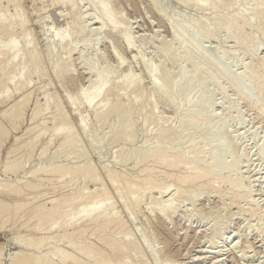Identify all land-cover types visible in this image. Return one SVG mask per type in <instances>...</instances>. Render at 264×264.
<instances>
[{"label": "rangeland", "instance_id": "1", "mask_svg": "<svg viewBox=\"0 0 264 264\" xmlns=\"http://www.w3.org/2000/svg\"><path fill=\"white\" fill-rule=\"evenodd\" d=\"M44 1L1 0L0 2V14L2 15H0V66H2L0 68V81L4 77L8 78L15 75L18 81L17 74L24 77V73L29 71L28 76H25L28 77V80H24V77L22 78L23 81L16 82V84H11L8 81L0 83V129L3 131L0 135V188L9 191L8 187H16V185L18 187L20 185L25 192L20 190V186L18 187L19 193L22 192V194L12 193L8 196L0 191V202L6 201L11 206L17 205V203L27 205L26 203L30 202L26 208L22 207L23 213L21 208L19 210L12 209L8 212V215L6 214L5 217L0 218V264H18L19 262H16V260L18 261L19 257L21 260L23 254L36 258L51 250L55 245L60 249L63 248L61 250L66 253L65 258H58L50 253V256L39 264H104V261L106 263L113 262L121 258L125 260L122 262L123 264H168L173 261H177L178 264H217L220 259L223 261L221 260V263L218 264H264V150L261 155L258 151V147L263 146L262 149H264V115H258L254 107L242 101L235 88L227 83L220 74L213 71L212 62L208 61L209 63L206 64L204 62L201 65L197 60L199 65L196 62L194 63L196 61L194 59L196 57L198 59V53L209 54L208 57L212 55L211 59L212 57L218 59L225 56L223 64L246 80L250 75L245 74L244 66L251 61L248 50L253 48L254 44L244 38H246V35L249 36L250 33L255 34L258 32L257 30L261 29L264 20L259 18L255 19L252 25H243L242 30L245 28V32L244 30L242 32L246 34H242L241 38L244 40V44H242L240 37L237 38L241 40H236V38L228 37L226 33L233 31L236 22L238 24L243 22L241 17L237 16L240 10H244L246 14L251 16L255 11L254 9L259 7L261 3L264 5V0H199L203 6L205 5L203 8H200L201 6L199 7L194 0H111L112 6L110 5V8L116 9V18L118 22L120 21L118 25L116 20V25L123 32L126 33L127 31V35L130 34L129 38L132 40L131 43L133 42L131 45L126 43L125 33L123 34L119 29L117 33L101 31L100 29L99 31L98 28L96 30V27H100L101 24L90 21L89 13H93L94 10L89 4V0H63L62 3L58 0ZM248 10L253 12L249 13ZM81 12L84 13V19L82 17L79 22L74 23L76 25L67 29L68 22ZM87 14L88 16H86ZM222 14L228 16L232 14L234 16L233 20L237 18L236 22L230 20L233 24L229 22V26H222L223 19L220 20ZM15 16H18L19 21L12 20L13 18L16 20ZM191 18H197V24L195 22L194 24L189 23ZM82 20H84V24L87 22L88 27L85 30L80 28ZM172 23H176L182 29L184 39L181 38V42L174 39V32L171 29ZM11 25L14 26H12V29L10 28ZM209 25L212 26L213 34L204 37L200 41L201 44L199 45L202 46L198 45L195 48L197 51L189 48V50H184V47L181 46L182 41L189 39L188 36L193 33L192 31L195 30V32L201 33L199 30L205 31ZM61 27L66 28V34L69 32L67 36L72 41L70 43L77 46L74 53L70 55L66 54L70 47L66 44L65 46L62 44V46H57V42L53 38V35L56 37V32ZM25 33L28 35L26 36ZM12 38H19L21 41V50L19 49L15 53L16 55H13L15 56V62L12 60L13 51H8L7 54L5 48L1 49V44L9 42ZM70 43L67 44L70 45ZM260 43L262 44H260L254 58L264 59V36L261 37ZM32 47L34 50L31 49ZM167 47L172 48L170 53H165L164 50ZM200 50L206 51V53L199 52ZM32 54L37 55L35 57L37 60L33 64L31 62ZM16 56L18 59H16ZM88 58L96 60L95 65L96 67L98 65L97 68L103 70L104 67L103 71L106 70L104 75L110 76L114 82L116 80L117 85L115 88L120 91L118 92L114 85H110L109 91H107L109 95L105 94L107 96L105 98L107 101L109 100L106 104V107L107 105L108 107H105V110H109V105L117 100H120L122 105L116 112L103 111L107 114L104 117L103 114L99 115L101 118L94 111L80 105L78 103L79 97L77 98V105L74 104L76 102L75 98L80 95L77 94L78 90L84 91L85 89L86 91L90 89L91 81L96 78L94 73L87 69V66L81 64L83 59ZM6 60L9 61V64L14 63L15 65L11 64L12 67L10 65L11 68H8L9 65ZM144 63L158 68H156L153 76L147 73ZM4 65L7 67L5 68ZM65 67L67 69L70 67L68 73L64 72ZM3 68L9 70V74ZM199 68L200 70H198ZM57 69H59L58 72ZM127 73H129L130 78H132L131 75L134 74L133 77L136 75V79L132 78L130 82L128 81L122 85L121 78ZM208 75H211L210 79H207ZM137 80L139 87L135 86ZM24 81L30 83L25 86ZM152 82H157V86L166 85L171 89L175 85L172 91L174 93H171L173 97L170 95L174 102L170 101L171 98L164 97ZM127 83H131V85H127ZM132 83L135 85H132ZM187 84L191 85L189 91L185 92L186 94L181 93L182 87L184 88ZM120 85L122 86L120 87ZM140 87L141 89H139ZM138 89L139 91H137ZM4 91H8L5 93L6 95L3 93ZM7 93L11 95L8 97ZM46 93L49 100L45 98ZM252 93L255 98L261 97L255 88L252 89ZM69 95L74 98L72 99L73 104L71 103L72 97L68 98ZM114 95L117 96L116 101H114ZM139 96H141L142 101L138 98ZM162 97L165 99H162ZM206 97H210L208 113L217 116L218 120L215 119L214 123L208 128L198 129L194 123L184 118V108L193 106L192 104L198 105V102L201 103ZM21 99L26 102L23 100L24 103ZM15 103L18 104L19 109L15 108ZM45 105L47 109L43 107ZM11 107L14 108L12 114L5 118L4 115ZM35 111L39 112L38 117L33 116ZM35 114L37 115V113ZM81 116L86 117L83 129L79 125ZM63 126L65 127L64 130L67 129V131L65 130L67 132L65 136L67 145L66 143L61 145L63 144L64 134L58 132V129ZM129 127L132 133L127 130ZM182 130H185L186 133L179 136V132ZM208 130L215 131L208 138V147L218 144L221 134L224 132L227 139V150L223 153V158H226L227 162L235 159L239 160L238 165L230 169L229 174L233 178L243 180L242 188L247 192L245 197H239L235 201L232 195L229 194V183H220L219 180L215 182L216 178H213L215 183H211L212 187H209L210 185L208 187L200 186L190 181L181 184L177 179L164 175L173 171L172 168L165 165H157L156 168H158L153 173H155L154 177H157H155L156 182H161V185L164 183L163 187L167 186L165 188L167 191L163 189L164 191L161 192L156 187L152 190L154 182L144 185L139 194L136 191L131 192V190H136V184L144 181L140 178L139 170L141 171L140 168L145 166V162L138 165L135 162L136 156L143 147L159 143L161 146L162 144L163 146H170L171 144V146L184 147L183 145L190 141L201 146L199 143H203V138ZM127 131L130 132L129 134L132 137L128 136ZM68 133L74 136L72 142L69 140L73 137ZM97 149L99 150L97 151ZM44 151H47L46 154ZM80 151H83L82 154L85 153L83 154L85 156H82L79 153ZM131 152L132 155L129 154ZM126 154L130 156H126ZM17 160L19 164L15 162ZM186 160L189 163L188 158ZM205 160L206 156L203 155L199 162L202 163ZM179 164L180 166L175 167L174 171L179 172L181 166L187 165V162ZM80 165H83V167ZM84 166L90 169L86 168V173L83 174ZM44 167L50 168L51 171H48V173L46 171L48 168L45 170ZM106 167L107 169H105ZM40 168L44 169L40 170ZM79 168L83 169L80 170ZM58 169H67V172L62 173ZM163 169L167 170L166 173ZM87 170L92 171L88 172ZM108 171H111V174H107ZM60 173L63 175L59 176ZM87 173H89V177H87ZM114 177H117V184L122 188L124 196L116 191ZM138 177L141 180H138ZM29 182L34 186L30 185V187L32 186L30 189L25 188L23 185L25 184L27 187ZM35 186H38V188L33 189ZM95 186L98 189L97 191L100 192L95 197L97 200L109 196L110 202H108L115 203L116 212L122 215L121 224L118 226H115L116 224L111 225L105 232L101 230L97 232L96 230L95 234L92 232L94 229H87L83 234L80 232L81 235L79 232L73 234V226H70L68 227V230L70 229L69 233L74 236L71 237L70 234H67L65 235L67 238L58 241L62 237V230L59 231L58 228L47 230L46 228L56 221L65 219L70 213L76 211L82 202L90 201L91 197L81 198L80 193L81 191L90 193V191L96 189ZM76 190L80 193L77 194L78 196L76 195L72 202L68 201V203H71V207L60 214L54 213V215L52 213V216L50 213L48 217L51 216L46 217V221H41L39 226L36 224V206L44 205L51 208L53 204H56V206L57 204L63 205ZM126 196L133 197L138 203L133 207L130 205L128 207L123 201L126 200ZM171 200L174 203L173 206L177 209L173 208L176 213L167 209L168 212H160L159 215L157 210L162 208V205L163 207L165 204L169 206L171 203L170 208L173 207ZM154 202L157 203L154 204ZM128 203L131 204V201H128ZM156 205L157 208L158 205H161V207L157 209ZM252 209L256 210L255 215H253ZM129 210L131 211L129 212ZM57 233L59 235L58 239L54 238L55 234V237L58 236ZM77 234L79 235L77 236ZM43 235H47V237L53 235L51 237L54 239L50 238V244L46 246H33V240ZM110 235L114 237L109 238ZM236 235L240 240L238 248L236 247L234 251H231V254L222 255L220 250L224 248L223 246H227L226 244L232 246L231 241ZM99 237L100 239L103 237L107 239V243L101 241ZM84 239H89L87 242L92 244L91 251L93 253L90 252V254L85 255L76 250V247ZM111 239L117 241V246L112 249L108 244ZM90 241L92 242L90 243ZM130 241H135V243L137 241L136 246L140 252L139 254L136 255V253H132L135 251L125 250L128 244L131 243ZM122 249L125 251H121ZM102 255L106 258H103ZM73 256L74 259H72ZM76 258L79 260H76ZM132 258H134V261H132ZM218 259L219 261H217Z\"/></svg>", "mask_w": 264, "mask_h": 264}, {"label": "bare ground", "instance_id": "2", "mask_svg": "<svg viewBox=\"0 0 264 264\" xmlns=\"http://www.w3.org/2000/svg\"><path fill=\"white\" fill-rule=\"evenodd\" d=\"M6 1V0H5ZM8 1V0H7ZM44 1V0H43ZM51 1V0H50ZM55 1V0H54ZM58 1H61V3H62V1L63 0H58ZM192 1V0H191ZM194 1H196L195 3H197L198 5H199V7L200 8H203L204 6H203V4L201 3V1L199 2V0H194ZM0 2H1V0H0ZM45 2V1H44ZM34 3L36 4V2L34 1ZM54 4V3H53ZM89 4L93 7V10H94V12L93 13H89V15H90V17H89V19H91L90 21L92 22V21H94V22H97V23H100L101 24V26L100 27H96V30H97V28H98V30L100 29L101 31H109V32H111V33H117L118 32V29H119V27H118V25L120 24L119 22H118V20H117V16H116V9H114V8H110V5L112 6V3H111V0H89ZM196 4V5H197ZM2 5V4H1ZM17 6V5H16ZM258 6V5H257ZM262 6H264V5H262V3H261V5L259 6V7H257L256 9H254L255 11H254V13H252L251 11H249V13L251 12L252 13V15L251 16H249L248 14H246L245 13V11L243 12V11H239L238 9V17L240 16L241 17V21H243L241 24H238L237 22H236V19L237 18H235L234 20H233V15L232 14H230V16H228L227 14L226 15H221L222 16V18H220V20L221 19H223L222 20V26H226V25H228L229 26V24L230 23H232L233 21H235L236 22V26L234 25V29H233V31H231V32H228V33H226L227 35H228V37H230V38H236V40L238 39L237 37H240L241 38V36H242V34H246V33H244L245 32V28L243 29L244 30V32H242L243 30H242V28L245 26V25H252L254 22V20L256 19H262V20H264V7H262ZM4 7V6H3ZM1 8V7H0ZM246 9V8H245ZM72 10V9H71ZM0 11H1V9H0ZM92 11V10H91ZM59 13V12H58ZM234 13V12H233ZM236 13V12H235ZM19 14V13H18ZM83 12H81V13H79V14H77L76 16H74V18H72V20L71 21H69L68 22V27H66L67 29L69 28L70 29V26H73V25H76V24H74V23H77V22H79V20H81L82 19V17H83V19H84V16H83ZM225 14V13H224ZM245 14H246V16L248 15V17H246L245 16ZM1 15V14H0ZM188 15V14H187ZM2 16V15H1ZM0 16V17H1ZM86 16H88V14L86 15ZM118 16H120V15H118ZM236 16V15H235ZM5 17V16H4ZM16 17V16H15ZM66 17V16H65ZM220 17V16H219ZM230 17H232V18H230ZM20 18V17H19ZM119 18V17H118ZM21 19V18H20ZM0 20H1V18H0ZM4 20H5V18H4ZM12 20H14V21H19L18 20V16L16 17V20L13 18ZM116 20H117V24L118 25H116ZM169 20H170V22H172L171 21V19L169 18ZM186 20H187V18H186ZM197 18H191L189 21V23H193L194 24V22L196 23L197 21ZM230 20H232V22H230ZM83 22H81L82 23V25H80V28H81V30H85L88 26H87V22H85V24H84V20H82ZM238 21L240 22V19L238 18ZM230 22V23H229ZM263 22V21H262ZM16 23H18V22H16ZM80 23V24H81ZM200 23V22H199ZM221 23V22H220ZM229 23V24H228ZM13 25H14V23H12ZM19 24V23H18ZM89 24V23H88ZM92 24V23H91ZM95 24V23H94ZM122 24V23H121ZM193 24H192V26H193ZM197 24V23H196ZM209 24V23H208ZM207 24V25H208ZM233 24V23H232ZM238 24V25H237ZM13 25H11V29L15 26H13ZM17 25V24H16ZM64 25V24H63ZM171 25V24H170ZM213 25V24H212ZM244 25V26H243ZM13 26V27H12ZM123 26V25H122ZM221 26V25H220ZM219 26V27H220ZM233 26V25H232ZM19 27V26H18ZM23 27V26H22ZM206 27V26H205ZM211 25H209V26H207V28L205 29V31L204 30H199V32H201V33H197V32H195V30H194V28H193V30L194 31H192L193 33L190 35L189 34V39H185V40H183L182 41V45H181V43H180V45L181 46H183L184 47V50L185 49H190V50H192V49H194L195 51H197L195 48H197V46L199 45V44H201V42L200 41H202V39L204 38V37H206V36H208V35H212L213 34V29H211ZM227 27V26H226ZM225 27V28H226ZM66 28H64V27H61V29L58 31V32H56L57 34H56V37H55V35H53V38H55V40H56V42H57V46H62V45H64L65 46V44L68 46V47H70V48H68V50H67V55L69 54H72V53H74V51L76 50V44L74 45V43H70V41L71 40H69L68 39V36H67V34L69 33H67L66 34ZM196 28V27H195ZM214 28V27H213ZM221 28V27H220ZM253 28V27H252ZM9 29V28H8ZM125 29V28H124ZM171 29L173 30V35H174V39L176 40L177 39V41L178 40H180L181 38H183L184 39V37H183V32H182V29H181V27L179 26V25H177L176 23H172V25H171ZM203 29V28H202ZM221 29H223V28H221ZM226 29H228L229 30V28H226ZM99 30V31H100ZM119 30H121V29H119ZM197 30V29H196ZM12 32H13V30H11ZM10 31V32H11ZM20 31V30H19ZM26 31V30H25ZM93 31V30H92ZM99 31L97 32L98 34H99ZM122 31V30H121ZM129 31V30H128ZM202 31H204V32H202ZM211 31H212V33H211ZM215 31V30H214ZM227 31V30H226ZM258 32H256L255 34H253V33H248L249 34V36H247L246 35V38H244V39H247V40H249L250 42L252 41L253 42V44H254V46H253V48H249V50H248V53H249V55H250V57H251V61L249 62V63H247L245 66H244V71H245V74L247 73V74H249L250 76H248L247 78H246V80H244L245 78H242L241 77V75L239 74H236L235 73V71H233L232 69H229V68H227L224 64H223V59H224V57L225 56H221V57H219L218 59H213V57H212V59L210 58V57H208V55L206 54H204V53H201V54H199L198 53V59H197V57H196V59H194V60H196V61H194V63L196 62L197 63V60L199 61V63L202 65V63H204V64H206L208 61L211 63L212 62V65H211V67H213L214 68V70L213 71H215V72H217L218 74H220V76L227 82V83H229L231 86H233L234 88H235V90H236V92L238 93V95L240 96V98L242 99V101H244L245 103H247V104H249V105H251L252 107H254L255 109H256V111H257V113H258V115H264V59H258V58H254V56H255V54H256V51L259 49V46H260V44H262V43H260V41H261V37H263L264 36V23H263V25L261 26V29L260 30H257ZM82 32V31H81ZM96 32V31H95ZM120 32V31H119ZM123 32V31H122ZM253 32V31H252ZM125 33V31L123 32V34ZM126 33H127V31H126ZM125 33V35H124V38H125V40L127 41L126 43H128V44H132L131 43V41L132 40H130V34H126ZM211 33V34H210ZM15 34V33H14ZM23 34V33H22ZM26 34V36L28 35L27 33H25ZM120 34V33H119ZM185 34V33H184ZM24 35V34H23ZM15 36V35H14ZM25 36V37H26ZM70 36V35H69ZM120 36V35H119ZM121 36H122V34H121ZM23 37V36H22ZM24 37V38H25ZM187 37V36H186ZM122 38V37H121ZM242 39V38H241ZM241 39H238V40H241ZM182 40V39H181ZM181 40H180V42H181ZM246 40V41H247ZM244 40L242 39V44H244L245 42H243ZM20 39L19 38H12L9 42H7V43H4V44H1L2 46V48L1 49H4L5 48V50H6V53L8 52V51H10V52H12L13 51V53H12V60H13V62H15L14 61V58H15V56H13L16 52H18V50L20 49V47H21V44H20ZM72 42V41H71ZM74 42V41H73ZM200 42V43H199ZM67 43H70V45H68ZM179 43V42H178ZM240 43V42H239ZM62 44V45H61ZM73 44V45H72ZM167 45V44H166ZM165 45V46H166ZM164 46V47H165ZM168 46V45H167ZM200 47L202 46V45H199ZM246 46V45H245ZM248 46V45H247ZM27 47H28V45H27ZM66 48V47H65ZM64 48V49H65ZM66 48V49H67ZM181 48V47H180ZM8 49V50H7ZM28 49V48H27ZM31 49H33V47L31 48ZM188 49V50H189ZM21 50V49H20ZM34 50V49H33ZM199 50V49H198ZM1 51V50H0ZM32 51V50H31ZM30 51V52H31ZM165 51V53H170L171 51H172V48L171 47H167L166 48V50H164ZM33 52V51H32ZM199 52H205L206 53V51H199ZM22 53V52H21ZM4 54H5V51H4ZM8 54V53H7ZM10 55H11V53H10ZM9 55V56H10ZM16 55V54H15ZM33 55V57H32V64L33 63H35L36 62V60L37 59H35V57L37 56H34L35 54H32ZM5 56V55H4ZM167 56V55H166ZM6 57V56H5ZM21 57H22V55H21ZM20 57V58H21ZM53 57V56H52ZM71 57V56H70ZM19 58V59H20ZM68 58V57H67ZM93 58V57H92ZM92 58H88V59H83L82 60V63L81 64H84V66L86 67L87 66V69L91 72V73H94V75L96 76V78H95V80H92L91 81V86H90V89H87L86 91H85V89H84V91H82L81 89H79L78 90V93L77 94H80V95H78L75 99V101L76 102H74V104H76L77 103V98L79 97V104L80 105H82V106H85V107H87L90 111H94L96 114H98L97 116H99V115H101V114H103V117L107 114L106 112H104L103 113V111H106V110H108V109H106L105 110V107H106V104L108 103V101H107V99L105 98V96L108 94L107 93V91H109V87H110V85H114V88H115V86L117 85L116 84V80H115V82H114V80L112 81V79H111V77L109 76V77H107V75H104L105 73L104 72H106V70L105 71H103L104 70V67H103V70H101V69H99V68H97L98 67V65H97V67H96V65H95V61L92 59ZM16 59H18L17 58V56H16ZM95 59V58H94ZM144 59V58H143ZM193 59V58H192ZM1 60H3V59H1ZM8 60V59H7ZM6 60V61H7ZM211 60V61H210ZM120 61V60H119ZM122 61V60H121ZM190 61H192V60H190ZM9 61H7V63H8ZM10 62H11V60H10ZM144 62V61H143ZM146 62V61H145ZM208 62V63H209ZM12 64V63H11ZM9 64L8 63V68H11L12 67V65L14 64ZM16 64H17V62H16ZM203 64V65H204ZM10 65H11V67H10ZM15 65V64H14ZM70 67H71V65L70 64H68ZM123 65V64H122ZM144 65V67H145V70L147 71V73H149V75L150 74H152V76H153V74H155L154 72L156 71V68H155V66H151V64H147V63H144L143 64ZM197 65H199L198 63H197ZM35 66V65H34ZM2 66H0V68H1ZM4 67L6 68L7 66L6 65H4ZM63 67V66H62ZM70 67H69V69H67L66 67V69H64V72L66 73H68V71H70ZM5 68H3V70L5 69ZM30 68H31V66H30ZM29 68V69H30ZM34 68V67H33ZM101 68V67H100ZM28 69V70H29ZM36 69V68H35ZM34 69V70H35ZM61 69V68H60ZM158 69V68H157ZM6 70V69H5ZM198 70H200V68L198 69ZM1 71H2V69H1ZM7 71V70H6ZM5 71V72H6ZM9 71V70H8ZM8 71L6 72V73H8ZM31 71V70H30ZM36 71V70H35ZM59 71V69H57V72ZM61 71V70H60ZM63 71V70H62ZM108 71V70H107ZM183 71V70H182ZM10 72V71H9ZM29 71H27V73H28ZM32 72V71H31ZM30 72V73H31ZM34 72V71H33ZM130 72V71H129ZM23 73H24V71H23ZM27 73H24V77L25 76H28L27 75ZM36 73V72H35ZM60 73V72H59ZM59 73H58V75H59ZM9 74V73H8ZM7 74V75H8ZM113 74V73H112ZM132 74V73H131ZM210 74V73H209ZM14 75V74H13ZM18 75V81L16 80V75L15 76H10V77H4V78H2L1 79V81H0V83L2 84V83H5V82H10L11 84H16V82L18 83L19 81H23V79L22 78H24V77H21V75L19 76V74H17ZM23 75V74H22ZM108 75H110V74H108ZM134 75V74H133ZM133 75H131L132 76V78H135L136 79V75L133 77ZM181 75V74H180ZM243 75H244V73H243ZM29 76H31L30 74H29ZM113 76V75H112ZM151 76V77H152ZM183 76H184V74H183ZM2 77V76H1ZM20 77V78H19ZM32 77V76H31ZM61 78H62V76H61ZM120 78V77H119ZM132 78H130V75H129V73H127V74H125L124 76H122V78H121V81L123 82H121L122 83V85L123 84H125L126 82H130V80L132 79ZM211 78V75H208L207 76V79H210ZM20 79V80H19ZM31 79V78H30ZM30 79H29V81H30ZM63 79V78H62ZM24 80H28V77H25V79ZM134 80V79H133ZM244 80V81H243ZM153 81H156V80H153ZM28 82V81H27ZM23 82V84L25 83L26 85L25 86H27L30 82ZM132 82V81H131ZM137 82H138V80L136 81V85L134 84V83H132V85L134 84L136 87L138 86L139 87V85L137 84ZM143 83V82H142ZM155 86H157V82L155 83V82H152ZM22 84V85H23ZM119 84V83H118ZM140 84V83H139ZM122 85H120V87L122 86ZM127 85H131V83L130 84H128L127 83ZM168 85V84H167ZM171 85V84H170ZM169 85V86H170ZM177 85V84H176ZM153 86V85H152ZM89 87V86H88ZM112 87V86H111ZM158 88H156V89H158L159 90V92L164 96V97H168V98H171V102L173 103L174 102V100L172 101V95H171V93H174V92H172L173 90H174V88H175V85H174V87H173V89H171V87H168V86H162L161 87V85L160 86H157ZM178 87V86H177ZM191 87V85L190 84H187L186 86H184V88L182 87V90H181V88H180V90L182 91L181 93H184V94H186L187 93V91H189L188 89ZM113 88V89H114ZM253 88H255V89H257L258 90V93L260 94V98H255V95H253V93H252V89ZM116 89V88H115ZM120 89V88H119ZM137 89V88H136ZM135 89V90H136ZM139 89H141V87L139 88ZM139 89L137 90V91H139ZM8 90V89H7ZM42 90V89H41ZM111 90V89H110ZM117 90V89H116ZM178 90V89H177ZM179 90V91H180ZM8 91H10V90H8ZM8 91H4L3 93L5 94L6 92H8ZM118 91V90H117ZM175 91H176V89H175ZM118 92H120V91H118ZM141 92V91H140ZM186 92V93H185ZM2 93V94H3ZM11 93V92H10ZM9 93V94H10ZM48 93V92H47ZM47 93H46V95H45V98L46 99H48V97H46L47 96ZM107 93V94H106ZM110 93H111V91H110ZM122 93V92H121ZM139 93V92H138ZM143 93V92H142ZM106 94V95H105ZM113 94V93H112ZM117 94V93H116ZM119 94V93H118ZM161 94H160V96H161ZM6 95V94H5ZM7 95H8V93H7ZM11 95V94H10ZM10 95H8V97L10 96ZM75 95V94H74ZM109 95V94H108ZM172 97H171V96ZM24 96H26V95H24ZM110 96H111V94H110ZM113 96V95H112ZM115 96V95H114ZM119 96V95H118ZM170 96V97H169ZM7 97V98H8ZM29 97V96H28ZM27 97V98H28ZM70 97H72L71 98V103L73 104V102H72V99H74L73 98V96H71V95H69L68 96V98L70 99ZM107 97V96H106ZM116 97L117 96H115V100L114 101H116ZM120 97H121V95H120ZM164 97H162V99L164 98ZM258 97V96H257ZM23 98V97H22ZM27 98H25V99H27ZM111 98V97H110ZM113 98V97H112ZM140 100H141V96H139L138 97ZM144 98V97H143ZM28 99H31V98H28ZM165 99V98H164ZM4 100H5V98H4ZM4 100H2V101H4ZM22 100V99H21ZM24 100V99H23ZM22 100V101H23ZM49 100V99H48ZM48 100H46V101H48ZM51 100H52V98H51ZM167 100V99H166ZM8 101V100H7ZM21 101V102H22ZM25 101V100H24ZM23 101V102H24ZM29 101V100H28ZM74 101V100H73ZM142 101V100H141ZM26 102V101H25ZM24 102V103H25ZM52 102V101H51ZM113 102V101H112ZM111 102V103H112ZM190 102H192V101H190ZM201 102V101H200ZM14 103V102H13ZM17 103H19V102H17ZM110 103V104H111ZM122 102H120V100L118 101H116V102H114V103H112L111 105H109V110L108 111H110V112H116L118 109H119V107L122 105L121 104ZM136 103V102H135ZM141 103V102H140ZM209 103H210V97H206L205 99H203V101L201 102V103H199L198 102V105H194V104H192L193 106H189V107H187V108H184L185 109V112H184V118L185 119H187L188 121H190V122H192V123H194L195 124V126L198 128V129H202V128H208L209 126H211V124L212 123H214V121H215V119H217V116H214L213 114H209L208 113V107H209ZM16 104V103H15ZM46 104V103H45ZM48 104V103H47ZM124 104V103H123ZM17 105V106H16ZM15 105V108L17 107V109H19L18 108V104H16ZM77 105V104H76ZM79 105V106H80ZM191 105V104H190ZM14 106V105H13ZM111 106V107H110ZM137 106V105H136ZM21 107V106H20ZM43 107H45L46 109H47V106L45 105V106H43ZM107 107H108V105H107ZM106 107V108H107ZM33 108V107H32ZM122 108V107H121ZM14 108L13 107H11L10 108V110L9 111H7L6 112V114L4 115L5 116V118H8L12 113V110H13ZM21 109V108H20ZM183 109V110H184ZM41 110V109H40ZM49 110V109H48ZM39 111V110H38ZM144 111V110H143ZM41 112V111H40ZM44 112H45V110H44ZM22 113V112H21ZM35 113H37V115L35 114ZM35 113L33 114V116H39V112H36L35 111ZM95 114V115H96ZM183 114V113H182ZM16 115V114H15ZM58 115V114H57ZM59 116V115H58ZM37 117H33V118H37ZM100 118H101V116H99ZM19 118V117H18ZM32 118V119H33ZM98 118V117H97ZM80 120H79V125H80V127H82V129L85 127V121H86V117L85 116H81L80 118H79ZM48 120V119H47ZM218 120V119H217ZM43 121V120H42ZM41 121V122H42ZM40 122V121H39ZM132 122V121H131ZM146 123V122H145ZM44 124V123H43ZM64 124H66V123H64ZM35 125V124H34ZM61 125V124H60ZM132 125H133V123H132ZM33 126V125H32ZM51 126V125H50ZM53 126V125H52ZM67 126V125H66ZM127 126H130V125H128L127 124ZM134 126V125H133ZM131 127V126H130ZM130 127H129V129H127V130H129L130 132H131V129H130ZM32 128V127H31ZM64 126L63 127H60L59 129H58V132H60L61 134H64V136H63V139H62V143L63 144H61V145H64V143H66V145H67V138L65 137L66 136V134H67V129H65L64 130ZM126 128H128V127H126ZM3 129V128H2ZM86 129V128H85ZM133 129V128H132ZM70 130V129H69ZM28 131V130H27ZM129 131H127L128 132V134L130 133ZM3 131L0 129V135H1V133H2ZM7 132V131H6ZM123 132H125V131H123ZM134 132V131H133ZM132 133V132H131ZM186 133V131L185 130H182V131H180L179 132V136H183L184 134ZM215 133V131H212V130H208L207 131V133H206V135L204 136V138H203V143L202 144H200L199 143V145H201V146H198V144L197 143H194V142H187L185 145H183L184 147H177V146H171V144H170V146L168 145V146H163V144H162V146H161V144L159 143V142H157V143H159V144H150V146L148 145V146H146V147H143V149L138 153V155H137V152H136V158H135V162H136V165H138V164H140V163H142V162H145V166L143 167V168H140L141 169V171L139 170V172H140V178H142L144 181L142 182V183H140V184H136V186L135 187H137L136 188V190L134 189V190H131V192L132 191H136V192H138V194H139V192L143 189V187H144V185L146 186V184H148L149 185V183H157L156 184V186H154L155 185V183H154V185L152 186V190L153 189H156V188H158V190H160L161 192L162 191H164L165 190V188L167 187V186H165V188L163 187L164 185V183H162V185L160 184L161 182H156V179H155V177H154V174L155 173H153V172H155L154 170H157V168H156V166L157 165H165L166 167L168 166V167H170V168H172V170L173 171H171V173H167V174H164L165 176L167 175L168 177H170V178H175V179H177V181H179L181 184H184V183H187V182H194V183H196L197 185H204V186H209V187H212L211 186V183H213L214 181L216 182V181H220V183L222 182V183H229V185H230V190H229V194L230 195H232V197H233V199L235 200V201H237L238 199H239V197H245L246 195H247V192L246 191H244L243 190V188H242V184H243V180L241 179V178H233L232 176H230V174H229V171H230V169H232V168H234V167H236L237 165H238V162H239V160L238 159H235V160H233V161H228L227 162V160H226V158H223L224 156H223V153L227 150V144H226V136H225V134H224V132L220 135L221 136V138L219 139V141H218V144L216 143V145H214L213 147H208V138H209V136H211L212 134H214ZM4 134V133H3ZM68 134H70V133H68ZM123 134V133H122ZM135 134V133H134ZM134 134H132V135H134ZM74 135V134H73ZM70 136L71 137H73V138H71V137H69V138H71L69 141L70 142H72L71 140L72 139H74V136H72L71 134H70ZM122 136H124V135H122ZM128 136H131L130 134L128 135ZM132 137V136H131ZM124 138V137H123ZM126 138H128V137H126ZM134 138V137H133ZM129 139V138H128ZM74 141V140H73ZM1 144V143H0ZM71 144H73V143H71ZM70 144V145H71ZM165 144V143H164ZM197 144V145H196ZM25 145H27V144H25ZM60 145V146H61ZM177 145V144H176ZM59 146V147H60ZM69 146V145H68ZM72 146V145H71ZM182 146V145H181ZM33 147V146H32ZM63 147V146H62ZM98 148H99V146H97ZM97 147H94V148H97ZM263 147V146H262ZM262 147H258V151H259V155H261V153H262V151L264 150V149H262ZM15 148V147H14ZM34 148V147H33ZM48 148V147H47ZM68 148V147H67ZM30 149H32V148H30ZM43 149V148H42ZM49 149V148H48ZM61 149V148H60ZM63 149H65V148H63ZM141 149V148H140ZM13 150V149H12ZM43 150H45V149H43ZM47 150V149H46ZM66 150V149H65ZM99 149H97V151H98ZM41 151V150H40ZM39 151V152H40ZM77 151V150H76ZM38 152V153H39ZM47 152V151H46ZM46 152L44 151V153L46 154ZM83 152V151H82ZM82 152L80 151L79 153H81L82 154ZM134 152V151H133ZM231 152V151H230ZM42 153V152H41ZM40 153V154H41ZM10 154V153H9ZM11 154H13V153H11ZM43 154V153H42ZM41 154V155H42ZM44 154V155H45ZM65 154V153H64ZM77 154H78V151H77ZM80 154V155H81ZM83 154H85V153H83ZM82 154V156H85V155H83ZM129 154H133L132 152L131 153H129ZM14 155V154H13ZM41 155H40V157H41ZM128 154H126V156H127ZM206 156V160L204 161V162H199V160H200V158L202 157V156ZM29 156V154L27 155V157ZM125 156V155H124ZM128 156H130V155H128ZM124 158V157H123ZM126 158V157H125ZM129 158V157H128ZM188 158V160H189V163H188V161L186 160ZM21 160V159H20ZM125 161H126V159H124ZM183 160H186V161H183ZM226 160V161H225ZM180 161V162H179ZM15 162H19L18 160L17 161H15ZM186 163L187 162V165H185L184 164V166H181V169H180V171L179 172H176V171H174V168L175 167H178V166H180V164L179 163ZM19 164V163H18ZM189 164V165H188ZM17 165V164H16ZM11 166V165H10ZM18 166V165H17ZM66 166V165H65ZM81 167H83V165H80ZM86 166H89V165H86ZM86 166H84L85 168L83 169V168H79L80 170H82L83 169V174L84 173H86V168H89V167H86ZM107 166V165H106ZM110 166V165H109ZM49 167V166H48ZM48 167H44L45 168V170L48 168ZM61 167H62V165H61ZM161 167H163V166H161ZM13 168V167H12ZM37 168V167H36ZM44 168H40V170H43ZM52 168V167H51ZM57 168V167H56ZM60 168V167H59ZM92 168V167H91ZM38 169V168H37ZM36 169V170H37ZM50 168H48V170H46L47 172L48 171H51V169L49 170ZM53 169V168H52ZM64 169V168H63ZM63 169H58L60 172H67V169H65V170H63ZM74 169V168H73ZM78 169V170H79ZM90 169V168H89ZM105 169H107V167L105 168ZM110 169V168H109ZM108 169V170H109ZM160 169V168H159ZM158 169V170H159ZM167 169V168H166ZM58 170H57V172H58ZM63 170V171H62ZM74 170H76V169H74ZM73 170V171H74ZM79 170V171H80ZM93 170V169H92ZM92 170H89V171H92ZM161 170V169H160ZM159 170V171H160ZM34 171V170H33ZM38 171H39V169H38ZM73 171H71V172H73ZM85 171V172H84ZM88 171V170H87ZM88 171V172H89ZM119 171V170H118ZM158 171V172H159ZM163 171H165V173H166V171L167 170H164L163 169ZM162 171V172H163ZM35 172V171H34ZM33 172V173H34ZM76 172V171H75ZM111 172V171H110ZM109 171L107 172V174H109L110 173ZM112 172H113V170H112ZM120 172V171H119ZM32 173V172H31ZM49 173V172H48ZM54 173H55V171H54ZM62 173H60V175L59 176H62L63 174ZM58 174H59V172H58ZM88 174V176L87 177H89V173H87ZM111 174V173H110ZM114 174H115V171H114ZM29 175V174H28ZM130 175H132V174H130ZM111 176V175H110ZM115 176H116V174H115ZM124 176H127V175H124ZM133 176V175H132ZM46 177V176H45ZM84 177H86V175H84ZM95 177V176H94ZM129 177V176H128ZM49 178V177H48ZM117 178V177H116ZM116 178L114 177V184H115V188H116V191L121 195V196H124L123 195V192H122V188L117 184V180H116ZM135 178V177H134ZM137 178V177H136ZM139 178V177H138ZM138 179V180H141V179ZM157 178V177H156ZM213 178H216L214 181H213ZM45 179V178H44ZM53 179V178H52ZM86 179V178H85ZM97 179H99V178H97ZM96 180V179H95ZM47 181H48V179H47ZM101 181V180H100ZM162 182H164L163 180H161ZM27 182V181H26ZM31 182V181H30ZM30 182H29V185H27V187H26V185L24 184L23 186L25 187V188H31L32 186H34L32 183L30 184ZM52 182V181H51ZM96 182V181H95ZM214 182V183H215ZM28 183V182H27ZM26 183V184H27ZM34 183V182H33ZM119 183V182H118ZM219 183V182H218ZM15 184H16V182H15ZM35 184V183H34ZM8 185H10V184H8ZM13 185V184H12ZM30 185H32L31 187H30ZM46 185V184H45ZM166 185V184H165ZM174 185V184H173ZM20 185H18V187H19ZM39 186V185H38ZM38 186H35V187H33V189H35V188H38ZM42 186V185H41ZM50 186V185H49ZM11 187V186H10ZM14 187V188H13ZM13 187H11V188H9L8 187V189H10L9 191H5L3 188H0V191H2L3 193H6V195H10V194H12V193H19V191L20 190H22L23 192H24V190L23 189H21V188H23V187H21L20 186V190H19V188L17 187V185H16V187L15 186H13ZM40 187V186H39ZM96 187V186H95ZM154 187H156V188H154ZM171 187V186H170ZM164 189V190H163ZM169 189V188H168ZM180 189V188H179ZM79 190V189H78ZM98 189H97V187H96V189H94L93 191H90V193H85L84 191L82 192L81 191V193L80 192H78L77 190L75 191V192H73V194L70 196V198L67 200V202L66 203H64L63 205H58L57 204V206H56V204H53V206L51 207V208H47L46 206H44V205H39V206H36L37 208H36V210H35V218L37 219V225L39 226L40 224H41V221H44L45 219H46V217H48V215L51 213V215L53 216V214L54 213H62V211H65L67 208H69V207H71V203H68V201L70 202H72L75 198H76V195L77 194H81L82 195V197L81 198H85V197H91V200L90 201H88V200H86V201H84V202H82L81 203V205L76 209V211H74V212H72V213H70L65 219H63V220H61V221H56L55 223H53V224H51L50 226H48L46 229L47 230H51V229H54V228H58V230L60 231V230H62V232H61V235H62V237L61 238H59V235H58V233H57V235L58 236H56L55 237V235H54V238H57L58 239V241H61V240H63L64 238H67L65 235H67V234H70L69 233V230H68V227H70V226H73V229H74V231L72 232L73 234L75 233V232H79V234H80V232H82L81 234H83V232L85 231L86 232V230L87 229H94V231H92V232H94V234L96 233V230H97V232H99V230H101V231H104L105 232V230L107 229L108 230V228L111 226V225H114V224H116L115 226H118V225H120L121 224V214L119 213V212H116L117 210L115 209V203H109L110 201H109V196L107 197V196H104V197H102L101 199H99V200H97L95 197L96 196H98V193H100V192H98L97 191ZM125 190V189H124ZM80 191V190H79ZM165 191H167V190H165ZM193 191H194V189H193ZM192 191V192H193ZM27 192V191H26ZM177 192H178V190H177ZM25 193V192H24ZM160 193V192H159ZM188 193V192H187ZM2 194V193H1ZM19 194H22V192H20ZM163 194V193H162ZM80 195V196H81ZM90 195V196H89ZM109 195V194H108ZM141 195V194H140ZM78 196V195H77ZM191 196V195H190ZM140 197V196H139ZM126 198V200H123L125 203L124 204H126L127 206L128 205H130L131 207H133V206H135L137 203H138V201L136 200V199H134L133 197H131V196H126L125 197ZM135 198H136V195H135ZM132 199H134V201H132ZM4 200V199H3ZM172 200H174V199H172ZM171 200V201H172ZM109 201V202H108ZM128 201H131V204L130 203H128ZM171 201H169V202H171ZM29 204H30V202H28ZM28 203H26L27 205H28ZM155 203H157V202H154V204ZM166 203H167V201H166ZM172 203H173V201H172ZM11 204H13V203H11ZM32 204V203H31ZM35 204V203H34ZM171 204V203H170ZM169 204V206L167 205V204H165L164 205V207H163V205H162V208H160L159 210H157L158 212H159V215H160V212L161 213H164V212H166L167 211V209H170V210H173V208L175 209V207L173 206L174 205V203L172 204V206L173 207H171L170 208V205ZM23 205H25V203H17V205H14V206H11L8 202H6V201H2V202H0V218H3V217H5L6 216V214L8 215L9 213L8 212H10L12 209H22V213H23V208L22 207H24V208H26V206L27 205H25V206H23ZM29 206V205H28ZM33 207V206H32ZM129 207V206H128ZM159 207H161V205H158V208ZM156 208H157V205H156ZM155 207H154V209H156ZM157 208V209H158ZM177 208V207H176ZM128 209H130V208H128ZM133 209V208H132ZM170 210H169V212H170ZM175 210H177V209H175ZM175 210H173V212H175ZM27 211V210H26ZM131 210H129V212H130ZM156 211V210H155ZM250 211H251V209H250ZM252 211H253V215H255L256 214V210H254V209H252ZM168 212V211H167ZM12 213V212H11ZM53 213V214H52ZM172 213V212H171ZM176 213V212H175ZM174 213V214H175ZM131 214V213H130ZM167 214V213H166ZM165 214V215H166ZM168 214H170V213H168ZM50 215V216H51ZM55 215V214H54ZM57 215V214H56ZM164 215V214H163ZM49 216V217H50ZM48 217V218H49ZM133 217V216H132ZM30 218V217H29ZM6 219V218H5ZM46 221V220H45ZM4 223V222H3ZM2 224V223H1ZM4 225V224H3ZM126 225V224H125ZM124 225V226H125ZM1 226V225H0ZM127 226V225H126ZM32 227V226H31ZM112 230H113V227L111 228ZM110 229V230H111ZM116 229V228H115ZM121 229V228H120ZM56 230V229H55ZM106 230V231H107ZM119 230V229H118ZM57 231V230H56ZM58 231V232H59ZM110 233V232H109ZM73 234H70L71 235V237H72V235ZM79 234H77V236L79 235ZM80 234V235H81ZM85 234V233H84ZM90 234V233H89ZM127 234V233H126ZM118 235V234H117ZM122 235V234H121ZM123 235H125V234H123ZM51 236H53V235H50V237H47V235H43L42 237L40 236L39 238L37 237V238H35V237H33V238H35L34 240H33V246L34 245H38V246H46V245H48V244H50V242H49V240L51 241V239L53 238V237H51ZM74 236V235H73ZM106 236H108V235H106ZM111 236H113V235H110L109 236V238H112ZM70 237V236H69ZM102 237V236H101ZM114 237V236H113ZM167 237V236H166ZM165 237V238H166ZM32 238V237H31ZM51 238V239H50ZM53 238V239H54ZM98 238V237H97ZM167 238H169V237H167ZM52 239V240H53ZM99 239H100V237H99ZM105 238L103 237L102 239H100L101 241L103 240V241H105V243H107V239H105ZM32 240V239H31ZM56 240V239H55ZM54 240V241H55ZM88 241H89V239H87ZM87 240L86 239H84V240H82V242H80V244L76 247L77 249L76 250H78V252L80 253H83V254H90V252H92L93 253V251H91L92 250V248H91V246H92V244H89L88 242H87ZM117 240V239H116ZM164 240V239H163ZM170 240H171V238H170ZM35 242V243H34ZM92 241H90V243H91ZM117 241H114V239H111L110 240V242L108 243L109 245H110V247H111V249L112 248H115L117 245V243H116ZM131 242V241H130ZM227 242V241H226ZM239 242H240V240H239V237L236 235V237H234L233 238V240L231 241V245L232 246H230L229 244H226L227 246H223L224 248L222 249V250H220L221 252H222V255H228L231 251H234V249L239 245ZM70 243V242H69ZM74 243V242H73ZM76 243V242H75ZM79 243V242H78ZM129 243V242H128ZM136 243H137V241H136ZM135 243V241L133 242H131V243H129L128 244V246L125 248V250H127V251H135V252H132V253H136V255L137 254H139L140 252L138 251V249H137V244ZM52 244V243H51ZM68 244V243H67ZM77 244V243H76ZM94 244V243H93ZM122 244H123V242H122ZM69 245V244H68ZM71 245V244H70ZM124 245V244H123ZM50 246H52V245H50ZM73 246V245H72ZM95 247H98V246H95ZM100 247V246H99ZM98 247V248H99ZM119 247V246H118ZM143 247H144V245H143ZM227 247H229V248H227ZM140 248L142 249V247L140 246ZM139 248V249H140ZM238 248V247H237ZM36 249V248H35ZM61 249H63V248H61ZM57 245H55L51 250H49L48 252H46V253H43V254H41L40 256H38V257H36V258H34V257H32L31 255H28V254H23L22 256H21V260L18 258V261L16 260L17 258H14L15 260H16V262H19L18 264H39V263H41V262H44V260L45 259H47L48 258V256H50V253L53 255V256H57L58 258H62V257H64L65 258V255H66V253H64L62 250H61ZM108 249H110V248H108ZM98 250V249H97ZM116 250V249H115ZM125 250H121V251H125ZM67 251V250H66ZM99 251V250H98ZM101 251V250H100ZM219 251V252H220ZM236 251V250H235ZM69 252V251H68ZM97 252V251H96ZM72 253V252H71ZM97 253H99V252H97ZM106 253V252H105ZM235 253V252H234ZM74 254V253H73ZM72 254V255H73ZM102 254V253H101ZM231 254V253H230ZM233 254V253H232ZM72 255H70V256H72ZM96 255V254H95ZM98 255V254H97ZM109 255V254H108ZM120 255V254H119ZM243 255V254H242ZM1 256V255H0ZM98 256H100V255H98ZM106 256H107V254H106ZM120 256H122V255H120ZM244 256V255H243ZM246 256V255H245ZM12 257H14V256H12ZM18 257V256H17ZM67 257V256H66ZM68 257H69V254H68ZM102 257H103V255H102ZM101 257V258H102ZM117 257V256H116ZM130 257V256H129ZM219 257V256H218ZM71 258V257H70ZM89 258V257H88ZM94 258H95V256H94ZM103 258H106V257H103ZM216 258V257H215ZM221 258V257H220ZM14 259H13V261H14ZM72 259H74V256H73V258ZM98 259H99V257H98ZM20 260V261H19ZM76 260H79V259H77L76 258ZM100 260H102V259H100ZM112 260V259H111ZM142 260V259H141ZM222 259H220V261H221ZM13 261H11V262H13ZM123 261H125L123 258H121V259H117V260H115V261H113V262H103L104 264H123L122 262ZM132 261H134V258H132ZM215 261H216V259H215ZM217 261H219V259L217 260ZM219 261V262H220ZM223 261V260H222ZM51 262V261H50ZM169 262V261H168ZM212 262V261H211ZM218 262V263H219ZM53 263V262H52ZM217 263V264H218ZM221 263V262H220ZM50 264V263H49ZM168 264H178L177 263V261H173V262H169Z\"/></svg>", "mask_w": 264, "mask_h": 264}]
</instances>
